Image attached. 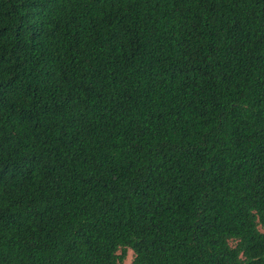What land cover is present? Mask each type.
<instances>
[{
    "label": "trees",
    "instance_id": "trees-1",
    "mask_svg": "<svg viewBox=\"0 0 264 264\" xmlns=\"http://www.w3.org/2000/svg\"><path fill=\"white\" fill-rule=\"evenodd\" d=\"M264 264V0H0V264Z\"/></svg>",
    "mask_w": 264,
    "mask_h": 264
},
{
    "label": "rangeland",
    "instance_id": "rangeland-1",
    "mask_svg": "<svg viewBox=\"0 0 264 264\" xmlns=\"http://www.w3.org/2000/svg\"><path fill=\"white\" fill-rule=\"evenodd\" d=\"M130 260H131V252L127 251L126 252V257H125V260H124V264H129Z\"/></svg>",
    "mask_w": 264,
    "mask_h": 264
}]
</instances>
